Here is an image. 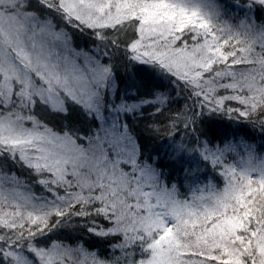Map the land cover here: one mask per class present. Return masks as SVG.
<instances>
[{"label": "snow or ice", "instance_id": "1", "mask_svg": "<svg viewBox=\"0 0 264 264\" xmlns=\"http://www.w3.org/2000/svg\"><path fill=\"white\" fill-rule=\"evenodd\" d=\"M0 264H264V0H0Z\"/></svg>", "mask_w": 264, "mask_h": 264}, {"label": "trees", "instance_id": "2", "mask_svg": "<svg viewBox=\"0 0 264 264\" xmlns=\"http://www.w3.org/2000/svg\"><path fill=\"white\" fill-rule=\"evenodd\" d=\"M131 38V31L128 32L127 35H121V40H127ZM92 37L90 35H79L77 34L76 42L84 45L87 44L91 46L92 44ZM120 72L124 71L123 65H119ZM145 76L147 80H150L151 83H148L150 85H159L157 88V91H165V92H172V86L168 85V82L166 80L159 81L156 79H153L147 72H145ZM172 103L169 104V112L175 113L177 111H181L185 108V105H191V100H188L186 98V93H180L179 95L177 92H172L171 95ZM228 106L236 107L237 104L235 101L226 102ZM151 109L145 112L143 119H138L136 121V125L138 127V132H140L143 136V142L147 144L149 147H152L154 144L159 143V140L154 139L151 137L150 133L146 131V125L150 124L153 119L160 120L163 119V117H150L148 115V112H150ZM201 119L204 121L203 124L200 125L202 129L207 131L208 135L211 137H217V136H223L224 134H227L231 136L232 134L236 135H255L257 137V143H260V135L259 132H252L251 131V125L246 124L242 121H235L230 120L229 116L224 113H214L211 115H208L205 110V115L201 117ZM163 135V134H161ZM39 189H37V192ZM84 223L83 219L74 220L73 224L61 228L58 230L59 238L67 240L70 236L73 235H83L86 239H91L88 237L87 233H83L80 230V226ZM55 238V237H54Z\"/></svg>", "mask_w": 264, "mask_h": 264}, {"label": "rangeland", "instance_id": "3", "mask_svg": "<svg viewBox=\"0 0 264 264\" xmlns=\"http://www.w3.org/2000/svg\"><path fill=\"white\" fill-rule=\"evenodd\" d=\"M141 75L143 76V78L145 79L146 82L151 83L150 80H147V79H146L145 72L142 71V72H141Z\"/></svg>", "mask_w": 264, "mask_h": 264}]
</instances>
